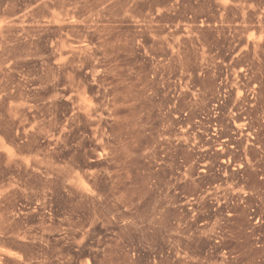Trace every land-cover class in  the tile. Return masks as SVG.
<instances>
[{
    "label": "rangeland",
    "instance_id": "rangeland-1",
    "mask_svg": "<svg viewBox=\"0 0 264 264\" xmlns=\"http://www.w3.org/2000/svg\"><path fill=\"white\" fill-rule=\"evenodd\" d=\"M0 264H264V0H0Z\"/></svg>",
    "mask_w": 264,
    "mask_h": 264
},
{
    "label": "built area",
    "instance_id": "built-area-1",
    "mask_svg": "<svg viewBox=\"0 0 264 264\" xmlns=\"http://www.w3.org/2000/svg\"><path fill=\"white\" fill-rule=\"evenodd\" d=\"M215 130V129H214ZM235 169L234 167L232 168V170Z\"/></svg>",
    "mask_w": 264,
    "mask_h": 264
}]
</instances>
